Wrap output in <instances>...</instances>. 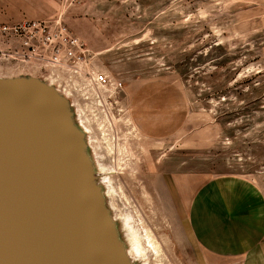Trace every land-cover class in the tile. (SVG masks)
<instances>
[{
	"label": "rangeland",
	"instance_id": "374dc122",
	"mask_svg": "<svg viewBox=\"0 0 264 264\" xmlns=\"http://www.w3.org/2000/svg\"><path fill=\"white\" fill-rule=\"evenodd\" d=\"M34 20L60 21L89 49L88 62L0 56V84L27 79L56 93L84 133L78 141L129 264H205L182 200L215 179H241L264 199V0H0V24ZM92 69L111 85L91 83ZM162 102L181 109L182 130L142 132L135 109L146 116Z\"/></svg>",
	"mask_w": 264,
	"mask_h": 264
},
{
	"label": "water",
	"instance_id": "95a60500",
	"mask_svg": "<svg viewBox=\"0 0 264 264\" xmlns=\"http://www.w3.org/2000/svg\"><path fill=\"white\" fill-rule=\"evenodd\" d=\"M8 81L0 84V264H128L56 93Z\"/></svg>",
	"mask_w": 264,
	"mask_h": 264
},
{
	"label": "crops",
	"instance_id": "0c3cea01",
	"mask_svg": "<svg viewBox=\"0 0 264 264\" xmlns=\"http://www.w3.org/2000/svg\"><path fill=\"white\" fill-rule=\"evenodd\" d=\"M141 111L136 108L134 118L146 134L173 135L182 130V111L171 102L154 105L146 116ZM182 201L189 234L205 264H264V199L250 183L210 180Z\"/></svg>",
	"mask_w": 264,
	"mask_h": 264
},
{
	"label": "built area",
	"instance_id": "2783aa9c",
	"mask_svg": "<svg viewBox=\"0 0 264 264\" xmlns=\"http://www.w3.org/2000/svg\"><path fill=\"white\" fill-rule=\"evenodd\" d=\"M71 4L77 0H68ZM6 39L12 45L7 50L0 49V56L11 64L22 65L34 61H51L56 65H66V61L85 60L90 51L82 40L60 21H22L0 24V40ZM50 52L51 57H47ZM50 58V59H49ZM89 81L97 86L111 85L105 73L92 69L87 73ZM117 85V89L121 88Z\"/></svg>",
	"mask_w": 264,
	"mask_h": 264
},
{
	"label": "bare ground",
	"instance_id": "6f19581e",
	"mask_svg": "<svg viewBox=\"0 0 264 264\" xmlns=\"http://www.w3.org/2000/svg\"><path fill=\"white\" fill-rule=\"evenodd\" d=\"M50 85H51V83H50ZM52 87V86H51ZM74 128V131H75V134L78 136V137H80L82 134H84V133H82V131H81V129L79 130V129H77L76 127H73ZM83 130H84V128H83ZM74 134V133H73ZM84 136V135H83ZM82 136V137H83ZM80 150L82 151V153L84 154V156H85V158H86V160L89 162V156L85 153V150L81 147L80 148ZM90 163V162H89ZM97 168V167H96ZM98 169V168H97ZM92 170H95L94 168H92L91 167V171ZM94 173V172H93ZM99 192V191H98ZM102 202V201H101ZM111 202V201H110ZM116 215V214H115ZM124 230H126V229H124ZM127 234H128V239H129V242H130V244L131 245H136L137 246V248H136V251H137V253L138 254H143L144 253V250H143V246H142V243H141V241H140V239H139V236L137 235V234H135L134 232H133V229L132 228H130V226H128V229H127ZM147 232V231H146ZM126 234V235H127ZM125 235V236H126ZM127 238V237H126ZM118 241V240H117ZM126 241V240H125ZM128 241V240H127ZM146 241H147V243L149 244V247L150 248H152L153 249V251H156V252H158L161 248H160V245H159V243L157 242V240L153 237V235H152V233L150 232V234H148V235H146ZM128 242V243H129ZM126 243V242H125ZM126 245V244H125ZM121 247H122V245H121ZM128 247V246H127ZM123 248V247H122ZM130 249V248H129ZM132 250V249H131ZM136 251H134V253L136 252ZM126 251H124V253H125ZM129 252V251H128ZM133 252V251H132ZM127 253V252H126ZM129 254V253H128ZM136 255V254H135ZM126 256V255H125ZM130 256V255H129ZM127 262H128V260H127ZM128 264H129V262H128Z\"/></svg>",
	"mask_w": 264,
	"mask_h": 264
}]
</instances>
